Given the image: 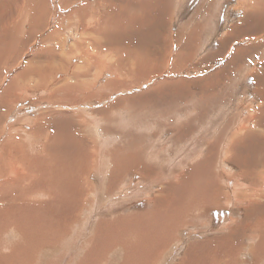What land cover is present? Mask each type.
Masks as SVG:
<instances>
[{
    "label": "rangeland",
    "instance_id": "374dc122",
    "mask_svg": "<svg viewBox=\"0 0 264 264\" xmlns=\"http://www.w3.org/2000/svg\"><path fill=\"white\" fill-rule=\"evenodd\" d=\"M28 1L10 0L0 26ZM65 1L30 0L37 43L31 10L0 38V132L29 147L32 162L14 157L35 176L20 182L1 155L2 254L18 244L19 264H264V0ZM53 96L67 115H53ZM43 112L47 147L34 134Z\"/></svg>",
    "mask_w": 264,
    "mask_h": 264
},
{
    "label": "bare ground",
    "instance_id": "6f19581e",
    "mask_svg": "<svg viewBox=\"0 0 264 264\" xmlns=\"http://www.w3.org/2000/svg\"><path fill=\"white\" fill-rule=\"evenodd\" d=\"M36 1H38V0H36ZM170 1V0H169ZM32 2H34V1H32ZM171 2V1H170ZM174 2V1H173ZM173 2H172V4H173ZM10 0H0V21H2V20H4L5 19V11H6V8L8 7H10L11 8V6H10ZM56 3L57 4H59L60 5V3L61 4H63V3H66V1L65 0H56ZM67 4V3H66ZM66 4H64V6L66 5ZM177 4L175 3V6H176ZM19 6H21V5H19ZM27 7L28 9H24V10H22V9H19L18 7L16 8V9H18V14H19V17L16 19V20H13V22H11L10 21V25H9V23H6L5 25H1L0 26V36L3 34V36H1L0 38H2L5 42H7V41H9L8 39H9V37H12V30L14 29V27L15 28H17L19 25L21 26L23 23H24V21L26 20V19H24L23 20V17H21V15H23V13H25V11H28V10H31L33 13V19H32V21H33V25L31 24V27H32V30L30 31V34L32 35V38H31V40H29L30 41V43L31 42H33V44H35V43H37V40L38 39H36V38H39V36L37 37V35L39 34V33H41V32H38L37 30H38V28L41 26V22H39L40 21V17L39 16H35V15H37V9H36V11H35V7H34V5L30 2V0L28 1V3H26V4H24L23 6H21L22 8L23 7ZM37 6V5H36ZM178 6V5H177ZM14 7H15V5H14ZM41 7V6H40ZM173 7V6H172ZM183 7H187V5L185 4V5H179V9L178 10H180L181 8H183ZM47 8V11L49 10V8L48 7H46ZM41 9H42V7H41ZM62 9H64V8H62ZM61 9V10H62ZM176 9V8H175ZM45 10V9H44ZM263 10H264V7H263ZM171 11V10H170ZM42 13H43V11H41ZM78 13V11H72L71 12V15L72 14H77ZM38 14H39V10H38ZM170 14H171V12H170ZM75 16V15H74ZM83 16V15H82ZM39 17V18H38ZM35 18H38L37 20L35 19ZM84 18V17H83ZM42 21H48L49 19L47 18V19H45V15H43L42 16ZM58 19V18H57ZM23 20V21H22ZM22 21V22H21ZM31 21V22H32ZM27 22H29L28 21V19H27ZM39 22V23H38ZM49 23H50V25L48 26V27H45V25H44V23H43V28L44 29H50L52 26H53V23L51 22V20H49ZM58 23V22H57ZM60 23V22H59ZM62 24V23H61ZM60 25V24H59ZM58 25V27L56 28V31H55V35H59V34H62V30L59 28L60 26ZM63 26V25H62ZM147 26V25H146ZM88 28V27H87ZM53 29V28H52ZM44 31V30H43ZM67 32V37H68V34L70 35V33H71V31L70 32H68V31H66ZM38 33V34H37ZM36 34V36H34ZM53 35V34H52ZM126 35V34H125ZM42 38H44V37H42ZM120 38V37H119ZM45 40H46V42L47 43H50V40H51V37H48V38H44ZM43 39V40H44ZM56 39V38H55ZM75 39V38H74ZM57 40V39H56ZM53 41V40H52ZM52 41H51V43L50 44H52ZM64 41V45L66 46L67 45V40H63ZM41 42V41H40ZM44 43V42H43ZM57 45V44H56ZM121 45V44H120ZM33 46V45H32ZM58 46V45H57ZM55 48H57V47H55ZM62 48V47H61ZM43 50V49H42ZM35 51V50H34ZM39 53V52H38ZM57 53V52H56ZM64 53H66V52H64ZM70 53V52H69ZM69 53H68V55H69ZM37 54V53H36ZM53 55V54H52ZM66 55H67V53H66ZM67 55V56H68ZM61 57V56H60ZM59 57V58H60ZM63 57V56H62ZM65 58V57H64ZM61 59V58H60ZM63 60V59H62ZM33 64V63H32ZM48 64V63H47ZM50 64V63H49ZM73 67V66H72ZM59 87V86H58ZM58 89H60V90H62L63 89V87L62 88H58ZM55 96H53V97H51L50 99H49V103H55V104H57L58 103V105L57 106H55V108H53V109H50V110H53L54 111V114L53 115H59V116H61V115H67V112L66 111H62L61 110V108H65V106H62V102H58V100H56L57 98H54ZM3 98V105L6 107V109H7V111H4V113L3 114H7V115H4V116H9V114L11 113V111H12V105H8V103L6 102V99H5V97H2ZM54 98V99H53ZM58 106H60L59 108H58ZM57 108V109H56ZM66 109V108H65ZM71 112H74V111H72V110H70V113ZM3 116V115H2ZM239 117V116H238ZM45 116H44V112L40 115V117H39V119H38V124L37 123H35L34 125H37L36 126V130L34 131V134H35V140H36V143L37 144H39L41 141H43V142H45V143H43L42 145L44 146V147H47L48 145H49V140H54L53 139V135H51V137L49 138H47L46 140H43V139H41L40 138V136L39 135H37L38 133H40V131H39V129H40V125H41V123L45 120ZM47 121V120H46ZM23 124H28V122H29V120L28 119H25V120H22L21 121ZM21 122H19V123H21ZM49 122V121H48ZM5 127H3V129H4ZM253 129V128H252ZM45 130V129H44ZM50 130V129H49ZM226 131V130H225ZM37 134H36V133ZM52 132V131H51ZM238 135V134H237ZM238 137H240V136H238ZM251 137V136H250ZM235 138V137H234ZM216 139V138H215ZM204 141H205V139H203ZM240 140V139H239ZM248 140V139H247ZM233 141V140H232ZM54 143H55V141H54ZM203 143V142H202ZM22 142L16 137V134H11V133H8L7 131H5V130H3L2 132H0V157H1V155L2 154H5V160H6V162L4 163V164H2V163H0V164H2V166H3V169H5V170H7V171H9L8 173H9V175H11V174H15L18 178L17 179H22V178H24V179H22L20 182H22V181H31V180H33V179H35L34 177L35 176H33V175H31V176H29V174H28V172L26 171V170H24L23 169V167L21 168V167H19L18 165H17V161L15 160V157H14V152H19V151H22L24 148L22 147ZM241 144V143H240ZM40 145H41V143H40ZM53 147V146H52ZM210 147V146H209ZM29 147H26L25 146V149H24V153L26 154V157H24V160L23 161H20V162H24L25 164H29L30 162H32L31 161V153H29V151H27V149H28ZM206 148V147H205ZM16 149H18L19 151H15ZM30 149L31 150H34V148L33 147H30ZM215 149V148H214ZM48 150V149H47ZM49 152V151H48ZM50 155H51V153H49ZM53 154V153H52ZM34 156V155H33ZM37 156V155H36ZM43 156H45V155H43ZM218 156V155H217ZM48 157H50V156H48ZM47 157V158H48ZM46 158V159H47ZM229 159V158H228ZM102 161V160H101ZM61 162H63V161H61ZM66 163V162H65ZM118 163V162H117ZM194 163V162H193ZM61 164V163H60ZM242 164V163H241ZM56 165V164H55ZM59 165V164H58ZM66 166V165H65ZM58 168V167H57ZM220 168V167H219ZM56 170V169H55ZM252 170V169H251ZM213 174H215V173H213ZM50 175V174H49ZM128 176V175H127ZM40 177H41V175H40ZM39 177V178H40ZM51 177V176H50ZM261 177V176H260ZM12 179H14V178H12ZM16 180V179H15ZM40 180V179H39ZM43 180V179H42ZM13 181V180H12ZM135 181V180H134ZM134 181L132 182H130V186H131V184H133L134 183ZM19 182V181H18ZM127 182V181H126ZM30 184V183H29ZM100 184V183H99ZM251 186V185H250ZM92 187V186H91ZM123 187V186H122ZM232 187V186H231ZM236 187V185H235V183H234V185H233V187L232 188H235ZM89 188H90V186H89ZM226 188V187H225ZM227 190V189H226ZM124 191V190H123ZM200 191V190H199ZM120 193H122V192H120ZM126 193V192H125ZM82 196V195H81ZM80 196V197H81ZM84 196V195H83ZM224 196H225V194H224ZM52 197H54V196H52ZM79 197V198H80ZM53 199V198H52ZM227 200V197L226 198H224V200ZM232 199V198H231ZM130 200V199H129ZM137 200V199H136ZM217 200V199H216ZM215 200V201H216ZM222 200V199H221ZM236 200V199H235ZM208 201V200H207ZM229 201H231V200H227L226 201V206L228 207L230 204H229ZM234 201V198H233V200L231 201V203ZM214 202V201H213ZM242 202V201H241ZM29 203H31V202H29ZM201 203V205L203 206V208H198V212H200L201 210L200 209H205L206 207H204V202L203 201H201L200 202ZM23 205H21L23 208H25L24 206L27 204V203H22ZM234 204H236V203H234ZM238 204V203H237ZM31 206V205H30ZM236 206V205H235ZM20 207V206H19ZM124 207V206H123ZM176 207H179V206H176ZM188 207H192V206H188ZM197 207V206H196ZM178 209V208H177ZM206 209H208V208H206ZM211 211H212V209H210ZM209 210V211H210ZM119 211V210H118ZM214 211V210H213ZM202 212V211H201ZM236 214V213H235ZM240 215V214H239ZM31 216V215H30ZM200 216H201V214H200ZM200 216H198V218H200ZM29 217V216H28ZM145 217L147 218V216H144L143 215V220L145 219ZM231 217V216H230ZM229 217V218H230ZM30 218H32V217H30ZM141 218V219H142ZM223 218H226L225 216L223 217ZM235 219V218H234ZM218 220V219H217ZM145 221V220H144ZM180 221H182V219H181V216L179 217V219H178V222H180ZM219 221H221V220H219ZM222 221H224V219H222ZM232 221H234V220H232ZM147 222V221H146ZM228 222V221H227ZM231 222V221H230ZM170 225V224H169ZM178 224L176 223V225H174L175 227L177 226ZM229 225V224H228ZM9 226H6V227H0V262H1V264H19L20 262H14L13 261V258H12V255H11V253H9V252H11V249H16V250H19V251H22V247H21V245H15V246H13V247H11V244H8V245H6L8 248H10L9 250H8V252L6 253V254H2L3 252L1 251V246H2V243H3V240H2V237H3V235L5 234V232L6 231H8L9 230ZM141 229V228H140ZM221 230V229H220ZM228 230V229H227ZM141 232V231H140ZM133 234V233H132ZM137 234V233H136ZM254 236V235H253ZM175 238V237H174ZM179 239H176V241H175V243L178 241ZM139 241V240H138ZM60 243L61 242H53V243H50L49 245H43V248L42 249H44V248H46V249H53V248H55V247H57V246H59L60 245ZM141 243V242H140ZM259 244V243H258ZM176 245L177 244H175L174 245V248L176 249ZM177 250V249H176ZM195 253V252H194ZM145 255V254H144ZM5 256V258L4 259H2L3 257ZM142 257V256H141ZM138 258V257H137ZM142 261V260H141ZM138 262V261H137ZM144 262V260L142 261V263ZM189 262V261H188ZM196 262V261H195ZM31 263V262H30ZM99 263V262H98ZM138 263H140V262H138ZM138 263H136V264H138ZM192 263V262H191ZM131 264H133V263H131Z\"/></svg>",
    "mask_w": 264,
    "mask_h": 264
},
{
    "label": "crops",
    "instance_id": "0c3cea01",
    "mask_svg": "<svg viewBox=\"0 0 264 264\" xmlns=\"http://www.w3.org/2000/svg\"><path fill=\"white\" fill-rule=\"evenodd\" d=\"M60 106H58V108H59ZM29 108H33V106H31V107H29ZM61 108V107H60ZM35 110H37L36 108H35Z\"/></svg>",
    "mask_w": 264,
    "mask_h": 264
}]
</instances>
